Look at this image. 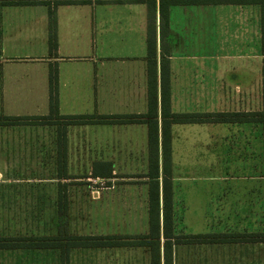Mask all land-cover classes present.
<instances>
[{
  "label": "crops",
  "instance_id": "crops-1",
  "mask_svg": "<svg viewBox=\"0 0 264 264\" xmlns=\"http://www.w3.org/2000/svg\"><path fill=\"white\" fill-rule=\"evenodd\" d=\"M150 1L155 3L153 15L148 9ZM55 2L16 6L0 0V99L35 104L31 106L34 114L8 118L49 116L50 69H55L57 75L53 91L57 117L52 118L51 125L23 126L18 138L14 136L16 131L9 129L3 141L5 164L50 166L51 182L56 179L51 186L52 196L58 199L65 188L67 197L76 196L75 192L69 193L70 178L98 182L102 188L93 192L92 197L97 194L94 200L105 204L100 212V226L112 224V230L125 226L134 231L125 236L108 232L72 235L117 238L109 242L118 245L72 249L66 259L51 249L55 264H150L148 245L126 244L148 241L152 158L158 165L162 203L160 54L168 60L170 113H249L245 111V102L248 104L251 99V83L244 76L250 69L252 41L258 44L256 54H262L260 8L232 4L173 5L168 8V24L162 39L159 0H87L79 5L54 6ZM49 10L54 12L56 44L51 55ZM205 32L207 39H216L205 54L206 61L196 49V44L204 41H197V37ZM148 37L154 40L158 73L156 159L150 154V119L138 118L148 112ZM188 43L193 47L188 49ZM16 66L25 71L17 84L12 83L17 80L11 74L5 77L7 69ZM63 117L88 119L78 124L62 119L66 122L62 125L58 119ZM234 125H169L172 230L177 206L173 167H180L176 161L182 158L178 155V143L186 141L185 133L195 132L196 126H211L209 142H226L236 128ZM197 145L201 144L192 147ZM94 165L99 167L97 176L92 174ZM105 166H109L110 176L102 174L106 173ZM34 250L41 249L2 251ZM126 250L136 253H122ZM86 251L98 254L77 253Z\"/></svg>",
  "mask_w": 264,
  "mask_h": 264
},
{
  "label": "rangeland",
  "instance_id": "rangeland-1",
  "mask_svg": "<svg viewBox=\"0 0 264 264\" xmlns=\"http://www.w3.org/2000/svg\"><path fill=\"white\" fill-rule=\"evenodd\" d=\"M207 37L206 32L202 33L197 41L201 38L204 41L196 44L199 54H204V61L210 44L216 42V39ZM191 46L187 44L188 49ZM256 48L258 44L254 45L252 41L250 69L244 77L251 83V99L248 104L245 102V111L249 112L248 115L252 113L254 117L251 118L257 122L235 124L236 128L226 142H209L213 134L209 130L211 126H196L195 132L185 133L186 141L178 143V155L182 158L176 161L180 167H173L177 203L172 230L173 264H264V48L261 45L260 55L256 54ZM24 73L16 66L7 69L5 77L11 74V78L17 80ZM19 80L12 83L17 84ZM31 106L35 104L0 99V237H50L56 236L58 230L56 237L61 239L92 232L98 235L104 232L123 236L133 234L134 231L125 226L113 230L112 224L100 226V212L104 211L105 204L95 201L97 194L92 197L93 192L102 188L98 182L70 178L67 181L69 193L75 192L76 196L67 197L65 188L58 199L52 196L51 186L55 185L56 179L54 177L55 181L51 182L50 166L5 164L3 141L8 137L9 129L16 131L14 136L18 138L23 126L53 123L52 119L16 123L2 118L30 114L33 112ZM58 120L59 124L66 123ZM196 143L201 145L192 147ZM202 234H216L219 238L208 242L209 238L202 244H184L182 241L185 235ZM77 253L98 254L97 251ZM122 253L136 252L126 250ZM51 254L50 250L42 249L0 251V264H55ZM130 259L132 261L133 257Z\"/></svg>",
  "mask_w": 264,
  "mask_h": 264
},
{
  "label": "trees",
  "instance_id": "trees-1",
  "mask_svg": "<svg viewBox=\"0 0 264 264\" xmlns=\"http://www.w3.org/2000/svg\"><path fill=\"white\" fill-rule=\"evenodd\" d=\"M48 0H4V4L24 6V5H49ZM87 0H56L54 6L58 5H79L86 3ZM220 4H232V5H255L260 8L261 15V44L264 48V0H159V17L161 24V38L163 29H167L168 24V8L173 5H220ZM150 5V8H149ZM155 3L150 1L148 3V9H150V15L154 14ZM49 22H50V34H49V46L50 55L51 51L55 49V30L54 25V12L49 10ZM148 69H147V81H148V112L145 116H139L149 118V146L150 154L155 157L157 154L158 134H157V61H156V48L154 40L148 37ZM160 69H159V86H160V117L162 119V133H161V145H162V174L164 179L162 181V203L159 198V182H158V165L152 158L151 169V181L149 188V227L150 234L146 237L148 241H140L138 243L128 242L126 245L134 246V244L148 245L150 249V264H173V244L172 241V211H171V184L168 180L170 176L169 158H170V134L169 125H192V124H243L250 122H257L256 119L251 118L253 115L243 113H224V114H196V113H182L172 114L170 113V89H169V67L168 60L160 54ZM57 75L55 69H50L49 73V88H50V114L47 117H30V118H4L7 122H22V121H46L57 117V100L54 96V89L56 86ZM262 100L264 103V80L262 82ZM249 116V117H248ZM254 117V116H253ZM107 118V117H103ZM116 119H123L115 117ZM67 120L72 124H78L87 120L84 117H63L60 118ZM93 118H89L92 121ZM135 120V119H131ZM6 124V123H4ZM19 124V123H18ZM98 165L93 166L92 174L97 176ZM106 173H102L105 176H110L109 166L104 167ZM160 205H162V213L160 214ZM162 222V223H161ZM210 238V241L217 240L219 237L216 234H202L196 236H184L182 241L184 244L191 243H205ZM117 238H104V237H92V236H65L63 239L60 237H36V238H23V237H0V251L2 250H32V249H43V250H57L61 256V259H66L69 252L72 249L77 248H98L104 246H117L110 240H116ZM145 239V238H144ZM161 240L163 245L161 246ZM218 242V241H216ZM162 261V262H161Z\"/></svg>",
  "mask_w": 264,
  "mask_h": 264
}]
</instances>
